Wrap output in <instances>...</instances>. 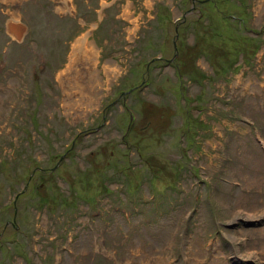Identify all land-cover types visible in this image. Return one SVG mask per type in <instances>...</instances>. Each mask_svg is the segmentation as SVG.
<instances>
[{
  "label": "rangeland",
  "instance_id": "obj_1",
  "mask_svg": "<svg viewBox=\"0 0 264 264\" xmlns=\"http://www.w3.org/2000/svg\"><path fill=\"white\" fill-rule=\"evenodd\" d=\"M207 1L0 0V264H264V0Z\"/></svg>",
  "mask_w": 264,
  "mask_h": 264
},
{
  "label": "bare ground",
  "instance_id": "obj_2",
  "mask_svg": "<svg viewBox=\"0 0 264 264\" xmlns=\"http://www.w3.org/2000/svg\"><path fill=\"white\" fill-rule=\"evenodd\" d=\"M75 47V49H74V52H75V54H74V59L72 60V62H71V66L69 67V69H74V67H76L79 63L78 62H76L75 61V57H77L78 55L79 56H81L82 57V55H83V58H85L84 60L85 61H88V57H90V56H93V55H89L86 51H88V48L86 47V41H84V40H79L78 42H77V45H75L74 46ZM93 51H91V53H92ZM83 58H80V59H83ZM79 60V59H78ZM77 60V61H78ZM80 61V60H79ZM83 63V62H82ZM76 69V68H75ZM76 71V70H75ZM81 76V75H80ZM91 77H90V81L89 82H91V83H93L94 81L93 80H97V78L93 75V73H91V75H90ZM75 82H76V80H75ZM81 83H83V82H81ZM84 85H85V83H84ZM93 85V84H92ZM96 85V84H95ZM86 87V86H85ZM75 89H76V92H79V90H81V89H78V86H76L75 87ZM91 94V93H90ZM92 97V96H91ZM83 98V97H82ZM89 99H90V97H89ZM77 100H79L80 102L82 101L83 103H84V99L83 100H81V99H77ZM92 101H93V99H92ZM75 102V101H74ZM86 102V101H85ZM93 103V102H92ZM73 104V106H74V104L75 103H72ZM89 104H91V103H89ZM75 105H77V104H75ZM72 106V107H73Z\"/></svg>",
  "mask_w": 264,
  "mask_h": 264
},
{
  "label": "trees",
  "instance_id": "obj_3",
  "mask_svg": "<svg viewBox=\"0 0 264 264\" xmlns=\"http://www.w3.org/2000/svg\"><path fill=\"white\" fill-rule=\"evenodd\" d=\"M206 1V0H205ZM210 2V0H208L207 2H205L206 4H208ZM205 3H203V4H205ZM212 35L214 36V38L218 35L219 36V34H217V32H215V31H212ZM220 37H222V34L220 33ZM258 39V37H256V40ZM243 42H244V40H242ZM238 46H240V42H238ZM227 53H231L230 51H228ZM248 57H249V54H248ZM247 57V58H248ZM243 60V59H242ZM244 61V60H243ZM226 65H228V63L227 64H225V65H222L221 64V66H218V68L220 69H222V70H225V67H226ZM233 69H229V71H232ZM44 206L46 205V203H42ZM15 232V234L17 235V234H19V235H21V236H23L22 235V231L21 230H18V231H14ZM20 256H23V253H21L20 254Z\"/></svg>",
  "mask_w": 264,
  "mask_h": 264
},
{
  "label": "flooded vegetation",
  "instance_id": "obj_4",
  "mask_svg": "<svg viewBox=\"0 0 264 264\" xmlns=\"http://www.w3.org/2000/svg\"><path fill=\"white\" fill-rule=\"evenodd\" d=\"M176 56L174 55L173 58H175ZM126 135L122 137V140L125 141ZM63 158L60 157V160H62ZM59 165V162L56 164V167ZM15 223V217L13 219V222L11 223L12 225H14ZM15 230L18 231V227H15Z\"/></svg>",
  "mask_w": 264,
  "mask_h": 264
}]
</instances>
